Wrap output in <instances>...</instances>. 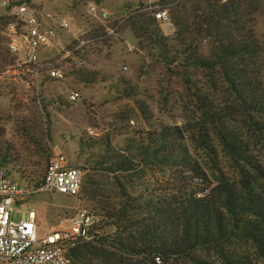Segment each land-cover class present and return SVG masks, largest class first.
Masks as SVG:
<instances>
[{
    "label": "trees",
    "instance_id": "16d2710c",
    "mask_svg": "<svg viewBox=\"0 0 264 264\" xmlns=\"http://www.w3.org/2000/svg\"><path fill=\"white\" fill-rule=\"evenodd\" d=\"M121 8L119 19L93 25L91 34L108 40L110 31H129L136 50L169 81L178 79L188 112L180 125L163 123L136 98V83L119 77L110 84L113 100L133 101L148 127L114 113L104 133L80 137L84 169L112 174L116 192L96 191L82 176L77 197L89 204L93 224L88 239L67 242V260L85 264L91 248L110 264H264V0H137ZM158 9L168 13L170 35L154 17ZM14 21L0 15V77L18 63L6 33ZM69 50L78 56L82 47ZM27 67L36 78L46 72ZM68 74L84 84L101 77L74 65ZM35 102L45 122L37 111L15 124L30 151L43 154L42 172H29L12 143L0 141V167L27 184L36 178L28 187L42 181L52 141L45 100ZM146 171L156 182L172 178L150 187L141 180Z\"/></svg>",
    "mask_w": 264,
    "mask_h": 264
},
{
    "label": "rangeland",
    "instance_id": "374dc122",
    "mask_svg": "<svg viewBox=\"0 0 264 264\" xmlns=\"http://www.w3.org/2000/svg\"><path fill=\"white\" fill-rule=\"evenodd\" d=\"M136 1L33 0L34 4L40 7L44 25L54 26L56 32L47 46L37 50V62L44 64L46 68L59 69L65 75L63 80L50 79L46 72L38 78L30 75V68L27 65L35 64L27 62L28 51L24 48V41L20 36L21 30L16 29L15 32H11L10 27L13 24L6 31L10 42L18 48L15 54L18 63L0 77V141L8 140L12 143L13 153H17L26 161L29 172L34 174L42 172L40 163L43 154L38 148L30 151L16 132L15 120L38 111L41 123L45 122L41 106L35 102L38 95L45 100L50 116L49 129L52 141L51 143L47 141L51 149L50 153L53 150L63 153L72 165L83 171V179L88 186L104 193L116 192L114 177L110 173L94 174L84 169L85 157L80 155L78 146L80 137L99 136L104 133L107 125L113 120L114 113H121L135 127H148L133 101L113 100L114 91L109 90L110 84L115 83L119 77L133 81L140 89L136 98L148 106L153 116L166 124L183 123L182 117L188 111L179 98L181 89L178 79L169 81L163 67L143 52L136 50L129 31L124 30L119 34H112L110 31L108 35L111 38L108 40L91 34L93 25H109L124 13L121 8L124 4L136 3ZM142 1L153 4L156 0ZM89 2L97 6L94 15L86 13V5ZM62 18L69 22L68 30L62 31L58 28L57 24ZM160 26L165 35H170L174 31L170 23H161ZM70 46L82 47L80 54L72 55ZM72 65L98 71L101 77L93 83H79L68 74ZM69 91H77L79 100L75 103H67ZM42 127L45 129V124ZM9 177L21 185L29 186H33L37 180L32 178L33 181L27 184L19 180L17 174L13 172ZM157 178V175L153 176L152 172L146 171L141 180L150 187L159 184L166 186L165 182L170 181L172 175L166 174L165 179L162 178L159 182H156ZM120 181L128 185V182L121 178ZM193 183L198 184L199 181L194 180ZM31 209L37 214L38 235L43 236L51 229L69 228L71 219L80 209L90 208L89 204L80 197L38 194L13 205V220L24 219ZM96 232L100 235L107 231ZM100 240L97 239L92 244L97 246ZM84 255L85 264L112 262L102 250L90 248L84 252ZM114 263L131 264L123 260Z\"/></svg>",
    "mask_w": 264,
    "mask_h": 264
},
{
    "label": "built area",
    "instance_id": "2783aa9c",
    "mask_svg": "<svg viewBox=\"0 0 264 264\" xmlns=\"http://www.w3.org/2000/svg\"><path fill=\"white\" fill-rule=\"evenodd\" d=\"M97 6L89 2L86 13L94 15ZM0 15L14 17L11 32L21 30L24 48L28 51L27 62L46 69L50 79L63 80L64 74L57 68H46L37 62V50L49 44L55 36V27L46 26L41 20L40 7L33 0H0ZM160 23H169L165 9L155 11ZM62 31L69 29V22L62 18L57 24ZM14 54L18 48L9 43ZM80 98L77 91H69L67 101L75 103ZM83 171L72 165L67 157L55 150L47 158L42 181L36 187L21 185L10 178L0 167V264H71L66 258L67 242L74 238L88 239L93 218L85 209H80L70 221L67 229H51L43 236L38 235L37 214L31 209L26 217L14 221L13 205L33 195L50 194L77 197L82 183Z\"/></svg>",
    "mask_w": 264,
    "mask_h": 264
},
{
    "label": "crops",
    "instance_id": "0c3cea01",
    "mask_svg": "<svg viewBox=\"0 0 264 264\" xmlns=\"http://www.w3.org/2000/svg\"><path fill=\"white\" fill-rule=\"evenodd\" d=\"M113 15H115L114 13H113ZM66 197V196H65ZM39 236H42V235H39Z\"/></svg>",
    "mask_w": 264,
    "mask_h": 264
},
{
    "label": "water",
    "instance_id": "95a60500",
    "mask_svg": "<svg viewBox=\"0 0 264 264\" xmlns=\"http://www.w3.org/2000/svg\"><path fill=\"white\" fill-rule=\"evenodd\" d=\"M172 26V25H171ZM173 30H174V27L172 26Z\"/></svg>",
    "mask_w": 264,
    "mask_h": 264
}]
</instances>
